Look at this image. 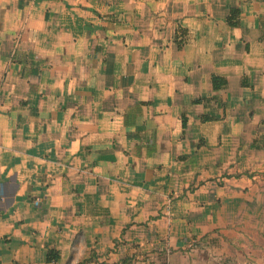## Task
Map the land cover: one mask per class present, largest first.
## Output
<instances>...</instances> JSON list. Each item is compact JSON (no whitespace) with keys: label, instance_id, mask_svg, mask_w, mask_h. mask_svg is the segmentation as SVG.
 Masks as SVG:
<instances>
[{"label":"crops","instance_id":"crops-1","mask_svg":"<svg viewBox=\"0 0 264 264\" xmlns=\"http://www.w3.org/2000/svg\"><path fill=\"white\" fill-rule=\"evenodd\" d=\"M0 264H264V0H0Z\"/></svg>","mask_w":264,"mask_h":264},{"label":"trees","instance_id":"trees-1","mask_svg":"<svg viewBox=\"0 0 264 264\" xmlns=\"http://www.w3.org/2000/svg\"><path fill=\"white\" fill-rule=\"evenodd\" d=\"M235 14H236V11H231L230 16L228 17V23H229L230 26H236L237 25V22H234L232 20V18L234 17ZM212 84H213V89L214 90H219V89L225 87V85H226L225 80H223L221 78H218V77H213L212 78ZM52 254H53V252H49L48 253V256H47V260L48 261L56 259V257L55 256L53 257Z\"/></svg>","mask_w":264,"mask_h":264}]
</instances>
